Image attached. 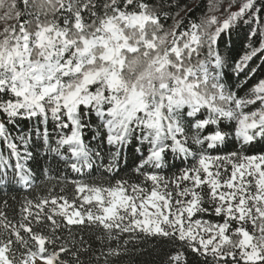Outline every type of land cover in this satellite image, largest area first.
I'll return each mask as SVG.
<instances>
[{"label": "snow or ice", "instance_id": "snow-or-ice-1", "mask_svg": "<svg viewBox=\"0 0 264 264\" xmlns=\"http://www.w3.org/2000/svg\"><path fill=\"white\" fill-rule=\"evenodd\" d=\"M192 11L0 0V264H264V0Z\"/></svg>", "mask_w": 264, "mask_h": 264}, {"label": "trees", "instance_id": "trees-1", "mask_svg": "<svg viewBox=\"0 0 264 264\" xmlns=\"http://www.w3.org/2000/svg\"><path fill=\"white\" fill-rule=\"evenodd\" d=\"M217 3L219 4L221 10H223L224 7L227 5V0H179V3L184 5L186 4L189 8L193 9L191 13H188V17L193 20H197L198 18L202 17L203 15H212V14H217L219 13H210L208 12V8L210 3ZM181 16L185 15V12L180 13ZM170 24L171 21H168ZM242 39H243V33H241V36L239 37H233L232 40L230 41V44L235 51H243V44H242ZM47 163L41 159L40 163V168L46 167ZM37 172H39V169H36ZM74 174L68 173L69 178H71ZM46 181H44L43 176H40V178L36 181V184L39 186L37 190H32V189H27L22 186H18L19 190L10 193L12 196H17L18 198H23L25 196H34L37 194V191H43L44 190V185ZM69 191L71 192L72 189L69 187ZM152 246H148V248L143 251V253H137L135 254L132 258L136 261V264H159L160 260L162 257L158 254V252H152L150 251V248ZM124 264H128L127 259L124 261Z\"/></svg>", "mask_w": 264, "mask_h": 264}]
</instances>
